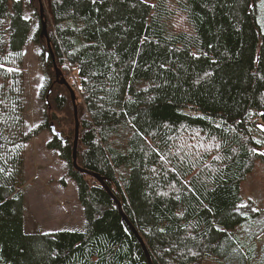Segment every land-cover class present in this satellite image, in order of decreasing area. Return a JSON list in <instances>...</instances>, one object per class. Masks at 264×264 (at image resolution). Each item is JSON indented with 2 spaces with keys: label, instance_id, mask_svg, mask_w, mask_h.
I'll list each match as a JSON object with an SVG mask.
<instances>
[{
  "label": "trees",
  "instance_id": "trees-1",
  "mask_svg": "<svg viewBox=\"0 0 264 264\" xmlns=\"http://www.w3.org/2000/svg\"><path fill=\"white\" fill-rule=\"evenodd\" d=\"M261 1L50 0L36 38L44 112L54 106L45 116L57 124L29 130L31 23L24 0H0V264H149L124 217L152 264H250L233 231L258 216L242 205L241 185L264 158ZM177 13L189 30L176 27ZM66 64L81 93L77 165L89 175L74 167ZM45 130L76 185L82 230L25 231V195L9 184L3 151H21Z\"/></svg>",
  "mask_w": 264,
  "mask_h": 264
},
{
  "label": "rangeland",
  "instance_id": "rangeland-1",
  "mask_svg": "<svg viewBox=\"0 0 264 264\" xmlns=\"http://www.w3.org/2000/svg\"><path fill=\"white\" fill-rule=\"evenodd\" d=\"M262 3L264 0L259 6V20L260 24L264 26ZM41 6H43L48 19L50 17V0H24L23 3L24 18L31 23L29 41L24 48L23 64L27 99L26 122L29 130L36 129L44 121H47L48 124L55 122L57 124L56 120L48 119L45 116V113L49 115L54 112L53 108L55 110L56 108L53 106L51 110L48 109L44 112L45 105L41 95L48 76L42 53L44 42L42 43V40L36 38L41 27ZM176 15L178 16L175 22L176 27L182 31L189 30L184 17L179 16L182 14L177 13ZM36 41L41 44L38 45ZM66 66L68 73L63 71L64 78L59 76L60 82L63 83L62 85H65L66 82L74 94L76 93L80 98L78 77L69 64ZM67 89L64 93L62 89L58 91L60 95L63 93L70 100L71 91L68 89V92ZM78 103L79 101L76 106ZM70 110L73 116V109L70 108ZM58 117L61 123H64L65 118L67 121L69 119L65 115ZM261 126L264 129V123H261ZM60 129L62 131V128ZM52 138L51 131L45 130L23 150L17 152L7 148L3 151V158L7 161L9 171L7 176L10 180L9 184L23 191L25 195V231L27 233L74 231L82 230L85 226L84 210L78 201L76 185L68 177L67 164L61 160L58 152L47 147ZM199 145H202L201 141H199ZM11 151L13 154L16 152L15 158ZM261 154L264 157V150L261 151ZM241 193L242 205L252 214H258V216L256 219H251L244 225L238 226L233 233L239 245L251 253L250 264H261V259L264 257V158L254 164L252 172L241 185ZM204 264L214 263L206 261Z\"/></svg>",
  "mask_w": 264,
  "mask_h": 264
},
{
  "label": "water",
  "instance_id": "water-1",
  "mask_svg": "<svg viewBox=\"0 0 264 264\" xmlns=\"http://www.w3.org/2000/svg\"><path fill=\"white\" fill-rule=\"evenodd\" d=\"M43 14H44V8L43 6H41V18L43 19ZM43 32L44 34L46 35L47 39H48V34H47V25L46 23L43 24ZM48 46H49V49H50V43H49V39H48ZM68 89L71 91V95H72V101H73V104H74V112H75V121H76V137H75V143H74V155H73V161H74V167L83 172V173H86L87 175H89L90 173L85 171V170H81L78 165H77V145H78V139H79V120H78V108L76 106V98H75V94L72 90L71 87L68 86V84L65 82L64 83ZM51 131H52V134L56 137H58L60 140H62L63 142H66V139L63 138L62 134L56 129V127L51 124ZM94 177L101 183V185H104V180L101 179L99 176L97 175H94ZM110 192V190H108ZM110 194H112L110 192ZM119 209L121 211V213L123 214L122 210H121V206H119ZM124 215V214H123ZM125 221L129 224V226L131 227V230L133 231V233L135 234V236L137 237V239L139 240V242L141 243L145 253H146V256H147V259H148V262L149 264H152L151 262V258H150V255L148 253V250L146 248V245L144 244L143 240L141 239L139 233L134 229V227L128 222V219L126 217H124Z\"/></svg>",
  "mask_w": 264,
  "mask_h": 264
},
{
  "label": "snow or ice",
  "instance_id": "snow-or-ice-1",
  "mask_svg": "<svg viewBox=\"0 0 264 264\" xmlns=\"http://www.w3.org/2000/svg\"><path fill=\"white\" fill-rule=\"evenodd\" d=\"M262 7H264V3H262Z\"/></svg>",
  "mask_w": 264,
  "mask_h": 264
},
{
  "label": "bare ground",
  "instance_id": "bare-ground-1",
  "mask_svg": "<svg viewBox=\"0 0 264 264\" xmlns=\"http://www.w3.org/2000/svg\"><path fill=\"white\" fill-rule=\"evenodd\" d=\"M142 239V238H141ZM144 242V241H143ZM145 244V243H144Z\"/></svg>",
  "mask_w": 264,
  "mask_h": 264
}]
</instances>
